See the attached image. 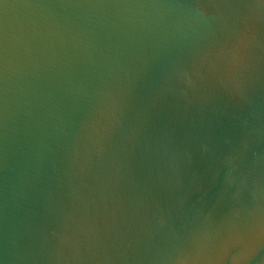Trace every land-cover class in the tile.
I'll use <instances>...</instances> for the list:
<instances>
[{
    "label": "water",
    "instance_id": "1",
    "mask_svg": "<svg viewBox=\"0 0 264 264\" xmlns=\"http://www.w3.org/2000/svg\"><path fill=\"white\" fill-rule=\"evenodd\" d=\"M0 264H264V0H0Z\"/></svg>",
    "mask_w": 264,
    "mask_h": 264
}]
</instances>
